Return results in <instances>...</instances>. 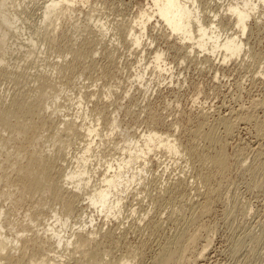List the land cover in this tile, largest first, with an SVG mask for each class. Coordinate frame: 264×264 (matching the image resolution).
<instances>
[{"label":"rangeland","instance_id":"rangeland-1","mask_svg":"<svg viewBox=\"0 0 264 264\" xmlns=\"http://www.w3.org/2000/svg\"><path fill=\"white\" fill-rule=\"evenodd\" d=\"M26 1H29L28 8L22 11L17 10L15 6L12 7L14 10H10V6L0 10V14H4L6 10L10 14L14 12L21 19L18 23L22 27L17 39L10 38L6 40V53L9 56L11 54L12 57L6 55L9 58L5 60L0 58V101H3L9 110H16V114L18 113L17 116L9 119L10 126H5L0 122V141L3 140L5 145L18 149L31 159L32 157L38 158L37 152L40 151L41 147L36 148L34 146L32 148V143L30 145L28 142L29 136L45 133L47 137L54 138L56 127L62 121L60 115L53 116L49 111L44 110L46 102L51 107L55 101L53 96L58 92L56 95L59 94L58 106L60 110L68 118L76 120L78 116L75 115L80 110V108H76L79 98L77 89L83 88L80 104H82L83 112L88 109V121L84 122V117H80L75 121L78 125L73 129L78 131V136H73L72 131L67 132L66 130H63L60 135L61 138L67 140L73 139L71 141V155L69 154L66 157L67 164L69 163L68 166L71 167L72 155L76 154L83 144L85 145V141L88 140L86 131H82L84 127L81 129L79 127L81 125L88 126L90 120H92V124L96 125L95 121L100 119L99 135L104 136L106 134L110 137L104 139V136L102 138L104 142L99 148L97 145L93 147L96 154V160L91 163L94 166H90L93 185L97 184L96 180L99 173L103 174L105 172L106 164L119 156L118 149L123 146L124 141L139 140L143 133L155 132L161 137V142H165L167 138H172L173 140L169 141L175 142L181 149L191 143L190 138H192L193 131L199 125L200 115L205 114L208 116L207 120L211 123L217 117L228 115L229 111H239L241 107L247 108L253 102L264 99L262 80L264 77L260 74L264 71V9L262 6L247 22L246 33L240 38L245 47L239 58L235 60L233 58V60L221 64V57L205 54L198 48L189 54L187 45L179 44L177 38L169 35V32L165 29L155 27L154 22L149 24L142 44L139 47L134 46L129 41L130 39L128 40V37L125 36L127 34L119 32L118 25H122L125 21L126 24L129 23L138 15L140 9L147 8L149 0H87L85 3L76 6L72 19L64 17V20L58 22L59 26L55 32L56 42L54 44L41 41L36 33V27L39 26L40 7L45 0ZM196 1L202 8L204 23L208 24L213 19L211 18L213 13L218 14L220 17V38L223 39L225 35L237 34L239 36L238 30L233 27L234 16L226 13V6H233L236 2L240 4V0ZM209 12L211 13L208 14ZM90 17H95L97 20L103 21L102 23L107 27L109 26L105 38L97 36L92 44L85 41L87 32H83L90 25L88 21ZM211 24L214 25L215 23ZM77 25H80L79 28L82 30L74 34L73 29ZM32 34H35L36 49L41 53L38 55V61H35L37 65L32 64L36 67H32L31 63L22 60L21 54H23L25 48L20 47L26 41V38H29ZM157 51L163 52L167 68H171L169 73L158 74L157 70L149 65ZM72 52L79 53L77 59L72 55ZM206 57L209 59L208 61H206ZM139 60L142 62L139 63ZM46 62L48 67L45 66V69L42 64L45 65ZM143 63L148 67V71H146V75L140 83L135 79V73L140 72V64L143 65ZM71 64L74 66L72 71L74 74L70 73L71 71L70 74L66 72L67 74L61 73V75L52 72L58 66L68 69V65ZM43 69L45 71L44 75L50 76L49 79L53 78L52 81L56 86L54 94L52 92L48 94L49 88H47L48 90L45 87L41 89L42 87L40 88L35 81L37 75ZM253 74L255 75L253 76ZM71 76H75V79ZM79 76L80 78L77 79ZM254 77H256V80ZM72 82L73 84H71ZM31 106L36 107L32 112L29 110ZM255 115L261 117L262 114L258 111ZM112 116L116 120L112 119ZM111 119L116 122L113 126ZM69 125H71L70 122ZM17 128L30 130H27L28 135L22 133L23 136L18 137L14 132ZM116 128L118 129L116 130ZM3 129L6 132H1ZM252 135V128L247 125L236 130L234 136L229 140L226 152L230 156V161L234 160L237 150H244L243 147L247 146L244 150L245 156L243 154L245 157H243V160H246L242 162V158H239V160L241 159V167L234 164V167H236L231 168L229 171L227 179L223 183L224 189L217 197L218 199H215L211 213L195 223V229L197 226L202 227L200 231L201 239L197 243V247L194 248L195 252H190L191 250L189 252L191 254L197 253L200 250V245H204L206 240V242L210 241L208 251L205 253L206 259H200L195 264H264V243H262V246L259 245L261 247L256 245L257 248L252 244V239L256 237L264 238V190H258L264 184L260 182L261 187L256 189L255 184L253 185L254 180L251 179L252 177L246 168L252 165L251 161H253L251 160L253 157L252 151H250L254 143ZM91 139L94 140V136L90 137ZM155 140L153 138V146H149L151 152L145 158L143 173L136 178V181L130 185L126 194L123 195V197L126 195V198L123 199L121 216L119 215L118 220L106 219L102 215H98L95 222H93L96 230H90V228H86V230L89 231L88 233L92 231L102 233L90 241L86 230L80 232L78 229L83 221L78 220L77 212L74 211L69 219L70 228H67L66 232L69 235L78 233L80 246L75 249L74 247L70 248V252L66 254L58 251L57 256L62 254L63 259L60 260L59 258L55 261H63L62 264H74V259H70V257H73L81 264H110L111 257H117L125 254L126 251H131L130 253L134 257L136 256L134 264H150L152 255L158 250V243L170 237L176 230V226L167 220L170 212L168 207L170 206L167 205L165 190L175 182L177 177L183 174L188 176L190 173L189 162L182 153H180L181 157H174L173 153L168 155L164 149L157 150L155 149V146H157ZM96 144H98V141H96ZM248 146L251 148L249 149ZM238 147L239 149H237ZM123 148L127 149V146H123ZM143 151L145 154V148H143ZM62 155L63 152L59 156L55 153V156H48V159L44 162V165L48 167L44 171H48L52 177L57 175L58 168L63 165L58 159ZM246 156L251 158L247 159ZM98 158L100 160L99 164ZM11 162L12 159H9L8 165ZM245 163L246 170L242 167ZM4 165L8 172L9 166L7 163ZM20 165L23 169H33L28 163V159L20 161ZM139 165L137 163L133 167L138 170ZM142 165L143 163H141ZM6 166L8 167L6 168ZM238 167L242 168V171ZM131 170L128 172L129 176H131V172L136 171V169ZM36 171L40 172L39 170ZM93 172L95 173L93 174ZM189 182L192 183L193 180L191 179ZM195 185L200 186L197 189L202 188L201 184L195 183ZM89 191V189H86L83 194H89ZM188 193L189 196L185 199L187 204L190 199L195 200L197 198L195 190ZM48 197H41L38 191H35L34 200L37 202L31 204V201L20 199L17 202L19 206L15 208L6 202L4 210L11 220L15 219L21 222L25 220L24 215L28 209L29 213L33 212L32 215L37 219V222L41 221L43 223L42 219L49 215L50 207H55L61 215L64 213L61 210L62 207L57 206V202L53 201V198L49 200ZM40 198L45 203L42 201L39 205H45H41L34 210L32 207L36 208L38 206ZM79 198L83 199L84 197ZM85 214L90 216L95 213L88 209ZM157 220L161 221L160 224ZM155 223H158L161 229L154 227ZM191 230L194 231V227L189 229V231ZM107 231L114 233V241L117 243L97 245L101 241V235ZM206 235L210 240H208V237L206 239ZM248 236L252 237L251 240ZM236 239L246 241V244L244 243L246 249L244 248L242 253L234 255L232 254V244L237 241ZM232 241L234 242L232 243ZM42 242H45L43 235L36 236L31 232L25 241L26 251L21 250L11 254L10 261L22 260V262H25L29 251H42L44 248H46L44 249L46 251L49 250L48 244L52 241H49L41 249ZM247 243L253 246L251 247ZM189 252H187L188 255H191Z\"/></svg>","mask_w":264,"mask_h":264},{"label":"bare ground","instance_id":"bare-ground-1","mask_svg":"<svg viewBox=\"0 0 264 264\" xmlns=\"http://www.w3.org/2000/svg\"><path fill=\"white\" fill-rule=\"evenodd\" d=\"M86 1L87 0H45L40 7L38 20L39 26L36 27L37 36L45 43L54 44L56 42L55 32L59 26L58 22L64 20V17L72 19L76 6L83 4ZM148 2L147 8L140 9L139 13H137L138 15L129 21V23L126 24L125 21V25H123L124 23L122 25H118L119 32L127 34L125 36L128 37V40L130 39L129 41L133 43L134 46L136 45V47H139V45L142 44L143 39L146 37L149 24L154 22L155 27L157 26L158 28H163L165 31L169 32V35L177 38L179 44L184 46L187 45L189 54L192 53L194 49L198 48V50L201 49L205 52V54L221 57V64H225L227 61L233 60V58L234 60L239 58L245 47L242 39L240 38H242L246 33L249 18L254 15L260 6L264 9V0H240V4L236 2L233 6H226V13L234 16L233 27L238 30L239 36H237V34L229 36L225 35L222 39L219 35L221 33L219 32L220 17L218 14L212 12L213 14L211 18L213 19L210 20L208 24L204 23L202 8L196 0H149ZM28 3L29 1L26 0H2L0 2V10H4L6 6H10V10H14L12 7L15 6L17 10L22 11L28 8ZM210 13L211 12L208 14ZM6 14H8L10 18H8ZM18 21L20 22L21 19H19V16L14 14V12L10 14V12L6 10L4 14H0V58L2 60H5L10 56L12 57L11 54L9 56L8 53H6L7 48L5 47V44L6 40H9L10 38H18V33L22 30ZM88 21L90 22V25L83 30V32H87L85 41L92 44L97 36L105 38L109 26L107 27L104 23H102L103 21L101 22L95 17H90ZM213 22L215 23L214 25L211 24ZM79 26L80 25H77L75 29H73L74 34L79 33L80 30H82ZM34 35L35 34H32L29 38L27 37L25 41L26 43L24 42L20 46L25 48L23 52L21 51L23 53L21 54L22 60L31 63V65L34 64L35 61H38V55L41 54L39 50L36 49ZM6 55L9 57H6ZM72 55L77 59L79 53L72 52ZM40 60L42 61V59ZM208 60L209 59L206 57V61ZM141 62L142 61L139 60V63ZM35 65L37 64L35 63ZM35 65H32V67H36ZM38 65L40 64L38 63ZM42 65L44 68L45 66L46 68L48 67L47 62L45 65ZM149 65H152L153 68L157 70L156 72L158 74H166L171 70L170 67L167 68V64L163 58V52L160 51L155 52L153 61L150 62ZM73 67L74 66L72 64L68 65V70L64 67L58 66L55 70H52V72L56 75H61V73L67 74L70 71V73H72L74 69ZM140 67V72L135 73V79L141 83L146 75V71H148V67H146V64L144 65V63L143 65L140 64ZM40 72L41 73L37 75L35 80L40 88H49V90L47 89L48 94L56 91V86L52 81L53 78L49 79L50 76L47 77V74L44 75V69ZM260 74L264 77V71ZM254 75L255 74H253V76ZM72 77L75 79V76H71V78ZM79 78L80 76L77 77V79ZM255 78L256 77H254V79ZM262 80L264 84V79ZM71 84H73V82ZM46 89L44 90L45 92L47 91ZM82 89L83 88L77 89L79 98L76 108H80V110H78V114L75 115L78 116L76 117V120L68 118L65 114H63L62 110H60V107L58 106L59 94L56 95L58 92L53 96L55 101L52 103L51 107L48 106L46 102L44 110L49 111L53 116L60 115L62 117V121H60L56 127V134L54 138L47 137L45 133H39L38 135H32L31 137L29 136L28 142L30 145L32 143V148H34V146H36V148H38V146L41 147L40 151L37 152L39 155L38 158L32 157L31 159L27 156V154H22L18 149L10 148L7 144L5 145L3 140L0 141V264H62L63 261L57 262L55 260H58L59 258L62 260V254L70 252V248L72 247L75 249L80 246L78 241L79 237L77 236L78 233H71L69 235L66 232V230H68L67 228H70L69 219L74 211L77 212L78 220L83 221V223L79 222L80 226L78 229L80 232H85L86 228L96 230L93 222H95L98 215H102L106 219L111 218V220H118L119 215L121 216L120 212L122 209L123 199L126 198V195L125 197H123V195L126 194L130 185L136 181V178L143 173L142 171L145 167V158L147 154L151 152V148H149V146H153L154 143L153 138H155V142H157L155 149H164L168 155L173 153L174 157H181L180 153H182L189 162L190 173L188 176L183 174L180 177H177L175 182L165 190L167 205L170 206L168 207L170 208V212L168 213L167 220L171 221V223L176 226V230L174 234H170V237L165 238L164 241L158 243V250H156V252L152 255L149 263L195 264L197 261H200V259H206L205 253L208 251L207 248L210 241L206 242L207 240H203L205 243L204 245H200V250L198 252L196 251L197 253H190L194 251V248L197 247V243L201 239L200 231L202 227L197 226L195 229V223H197V220L211 213L213 203L215 199H218L217 197L220 196L219 194L222 193L224 189L223 183L227 179L231 168L234 167V164L240 167L242 165L240 164L241 159L239 160V158H242L243 160V157L245 156L244 150L247 146L243 147V149L245 148L244 150H237L238 152L236 151L233 161H230V156L226 152L229 140H231L236 130L240 127H246L248 125L252 128L254 143L253 148L250 151H252L253 157H246L247 159L251 158L253 161L250 160L252 165L246 168L252 177L251 179L255 181V183L253 181V185L255 184L256 189L261 187L260 185L264 184V99L253 102L251 106L247 108L241 107L239 111H229L228 115L217 117L213 119L211 123L207 120L208 116L205 114L200 115L198 120L199 125L193 131L192 138H190L191 143L181 149H179L175 142L169 141L173 140L172 138H167L165 142H161V137H159V135L155 132H145L140 136L139 140H129V142L124 141L123 146H127V149L123 148V146L119 147V156L114 158L111 162L109 161L110 163L106 164L105 172L103 174L99 173V177L96 180L97 184L93 185L92 170H90V166H94L91 165V163L94 162L93 160H96V154L94 153L93 147L97 145L99 148V146L104 142V139L110 137V135L106 136V134L104 135L105 138L104 136L99 135L98 126H100V119L95 121L96 125L92 124V120H90V124H88V126H90L89 128L84 125L79 127L80 129L84 127L82 131H86V138H88V140L85 141V145L83 144L82 148L78 150L76 154L72 155L71 167L68 166L70 164H67L68 161L66 160V157L72 150L71 141L73 139L67 140L66 138H61L62 136L60 135L63 130H66L67 132L72 131L71 133L73 136H78V131L73 129L78 125L75 121L80 119V117H84V122L88 121V109H85L86 112H83L82 104H80V102H82ZM34 109H36V107L31 106L29 110L32 112ZM258 111L261 112V117L255 115ZM15 114L16 110H9L3 101L0 103L1 124L3 123L5 126H10L9 119L17 116L18 113L16 115ZM112 119L116 120L114 116H112ZM112 119L111 124L113 126L116 122ZM69 122L71 125L68 126ZM117 129L118 128H116V130ZM27 130L30 129L23 130L17 128L14 132L18 135V137H20L22 133L23 135H28L29 132H27ZM1 132H6V130L3 129ZM112 132H114V130H112ZM92 136H94V140H90V137ZM96 141H98V144H96ZM143 148H145V154ZM237 149H239V147ZM62 152L63 155L58 157V159L63 165L58 168L57 175L52 177L48 171H44L48 169V167L44 165V162L48 159V156H55V153L59 156ZM248 153L251 154L250 152ZM9 159H12V162L8 165ZM26 159H28V163L32 166V170L23 169L21 167L20 161ZM244 160L242 162H244ZM99 162L100 160L98 158V164ZM5 163L9 166L8 172L4 168ZM137 163L140 164L138 170L133 167ZM141 163H143L142 166ZM244 165H246V163L242 166L246 170ZM8 166H6V168ZM131 168L134 170L136 169V171L132 169L134 172H131V176H129L128 172ZM239 169L242 171V168ZM36 170H39L40 172H37ZM94 173L95 172H93V174ZM191 179L193 180V185L189 182ZM260 182H262V184ZM195 183H198L199 185L201 184L202 188L200 189L203 190L200 191V189H197L198 186L195 185ZM262 186L264 187V185ZM263 187L258 188V190H264ZM86 189H89L90 191L89 194L85 193L84 195L83 193L86 192ZM192 190L196 191L195 195L197 198L195 200L190 199L187 204L185 199L189 196L188 192ZM35 191H38L41 197L49 196V200L50 198H53L54 200H52L57 202L56 205H60L62 207L61 210L64 212L63 215H61L55 207H50L48 211L49 215L45 219H42V223L41 221L37 222V219H35L32 215L33 212L29 213L27 209L26 214L24 215L25 220H22L21 222H18L15 219L11 220L9 215L4 210L6 202L14 208L19 206L17 202L20 199L29 202L31 201V204H33V202H37L34 200ZM82 196L84 198L80 199L79 197ZM198 198L200 199L199 201L197 200ZM42 201L43 200L40 198L38 200V206H36V208H32L34 210L39 208L42 205H39ZM44 205L45 204L42 206ZM88 209L95 214L90 216L86 215L85 213ZM152 222L150 223L152 224ZM160 222L158 221L159 224ZM158 223H155L154 227L160 228ZM192 227H194V231L191 230V232L189 229ZM155 231L157 232V230ZM155 231L153 232L155 233ZM31 232L36 236H44L45 242H42L41 249L46 246L49 241H52V243L48 244L49 250H44L46 248L42 251L31 250L29 251L25 262H22V260L10 261L9 258L12 256L11 254L20 252L21 250L26 251L25 241ZM88 232V239H90V241L94 240L95 237H98L97 235L102 233L100 231H92L91 233ZM113 235L114 233L111 231L103 233L101 235V241L97 245L100 246L104 243L112 244L113 242L117 243L114 241L115 238ZM207 237L208 236L206 235V239L209 238ZM251 238L249 237V240H251ZM208 240H210V238ZM236 240L237 241L235 242L232 241V243L234 242L232 244V254L234 255H237L240 252L242 253L246 244V241L244 242L242 239L241 241H238V239ZM249 243L247 244L251 245V247L253 245L255 247L256 245L262 246L264 238L256 237L252 239L253 245ZM196 250L198 249L196 248ZM254 250L251 251L253 252ZM58 251H61L62 253L60 256H57ZM130 252L131 251H126L123 255L121 254L117 257H111L110 264H134L136 256L134 257V255ZM187 252L191 255H188ZM139 256L141 255L139 254ZM70 259H74V264H81L73 257H70Z\"/></svg>","mask_w":264,"mask_h":264}]
</instances>
